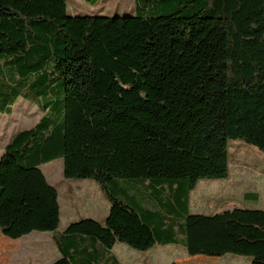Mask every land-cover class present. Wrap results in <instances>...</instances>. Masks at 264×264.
<instances>
[{
	"label": "trees",
	"instance_id": "obj_1",
	"mask_svg": "<svg viewBox=\"0 0 264 264\" xmlns=\"http://www.w3.org/2000/svg\"><path fill=\"white\" fill-rule=\"evenodd\" d=\"M135 7L71 16L67 0H0V113L22 99L43 114L0 156L1 234L51 233L53 264H124L118 243L264 264L251 226L191 214L201 181L229 177L230 141L264 153V0ZM58 160L65 180L99 187L103 223L60 232L59 190L42 170Z\"/></svg>",
	"mask_w": 264,
	"mask_h": 264
},
{
	"label": "rangeland",
	"instance_id": "obj_2",
	"mask_svg": "<svg viewBox=\"0 0 264 264\" xmlns=\"http://www.w3.org/2000/svg\"><path fill=\"white\" fill-rule=\"evenodd\" d=\"M67 11L71 16L107 17L137 12L135 0H67ZM42 116L37 106L22 99L14 105L11 115L0 113V156L17 133L35 126ZM228 150L231 159L237 152L241 153L238 157L241 164L231 166L232 172L227 179L201 181L192 194L191 214L213 215L226 211L228 216H234L237 207L264 210V153L241 141H230ZM62 169L60 160L42 167L49 182L60 192V230L82 218L103 223L110 207L99 187L92 181L68 182L62 176ZM248 195L258 196V200ZM247 224L256 235H264V217L249 219ZM261 251L264 252V248ZM114 252L124 264H251L250 256L240 254L222 261L191 258L181 245L157 246L149 252H139L118 243ZM60 257L51 233L35 232L12 242L0 232V264H53Z\"/></svg>",
	"mask_w": 264,
	"mask_h": 264
},
{
	"label": "crops",
	"instance_id": "obj_3",
	"mask_svg": "<svg viewBox=\"0 0 264 264\" xmlns=\"http://www.w3.org/2000/svg\"><path fill=\"white\" fill-rule=\"evenodd\" d=\"M240 155H241V153L239 152H237V155H235V156H233V160H234V164L233 165H239V164H241L240 163V161L238 160V157H240ZM232 172V171H231ZM230 172V173H231ZM69 182V181H68ZM256 195H252V196H247L248 198H253V197H255ZM59 197H60V192H59ZM60 203V202H59ZM61 206V205H60ZM237 209V212H236V214L233 216V215H229L228 216V214L226 213V211H220V212H214V214H219V215H222V216H224L228 221L229 220H234V221H236V222H238V223H240V224H243V225H248L247 224V219H246V216H247V214L248 215H252V218H263L264 217V210H261V209H254V208H248V207H237L236 208ZM61 213H62V210H61ZM213 214V215H214ZM67 227V226H66ZM65 227V228H66ZM65 228H64V230H65ZM63 230V231H64ZM63 231H61L60 230V232H63ZM33 234V233H32ZM31 235V234H30ZM30 235H28V236H30ZM5 237V236H4ZM25 237H27V236H25ZM25 237H23V238H25ZM6 238V237H5ZM23 238H21V239H19V240H11V239H8V238H6L7 240H9V241H12V242H18V241H20V240H22ZM232 256H235V254H233V255H228V256H226V257H224V258H221V259H217V258H207V257H197V258H203V260H216V261H222V260H224V259H227V258H229V257H232Z\"/></svg>",
	"mask_w": 264,
	"mask_h": 264
}]
</instances>
